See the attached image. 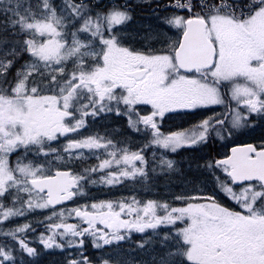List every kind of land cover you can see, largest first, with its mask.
<instances>
[{
	"label": "snow or ice",
	"instance_id": "6c2138e0",
	"mask_svg": "<svg viewBox=\"0 0 264 264\" xmlns=\"http://www.w3.org/2000/svg\"><path fill=\"white\" fill-rule=\"evenodd\" d=\"M47 253L264 264V0H0V264Z\"/></svg>",
	"mask_w": 264,
	"mask_h": 264
},
{
	"label": "rangeland",
	"instance_id": "374dc122",
	"mask_svg": "<svg viewBox=\"0 0 264 264\" xmlns=\"http://www.w3.org/2000/svg\"><path fill=\"white\" fill-rule=\"evenodd\" d=\"M134 1V0H133ZM141 16L144 15V14H140ZM166 125L170 124L171 121H165ZM259 129H257L254 133H252V135H258L259 134ZM240 142H246V141H240ZM181 155H184L183 153H181ZM93 191H97L96 189H93ZM121 191H114L113 193H111L112 196H119L121 195ZM124 194H127V193H124ZM52 256H59V253H51V257Z\"/></svg>",
	"mask_w": 264,
	"mask_h": 264
},
{
	"label": "trees",
	"instance_id": "16d2710c",
	"mask_svg": "<svg viewBox=\"0 0 264 264\" xmlns=\"http://www.w3.org/2000/svg\"><path fill=\"white\" fill-rule=\"evenodd\" d=\"M130 2H134L133 0H130ZM139 11V10H138ZM140 14H144V13H140ZM51 258V253H47L45 254L44 256H42L40 259H39V264H48L49 260Z\"/></svg>",
	"mask_w": 264,
	"mask_h": 264
},
{
	"label": "flooded vegetation",
	"instance_id": "af4514ba",
	"mask_svg": "<svg viewBox=\"0 0 264 264\" xmlns=\"http://www.w3.org/2000/svg\"><path fill=\"white\" fill-rule=\"evenodd\" d=\"M215 151V149H213Z\"/></svg>",
	"mask_w": 264,
	"mask_h": 264
}]
</instances>
